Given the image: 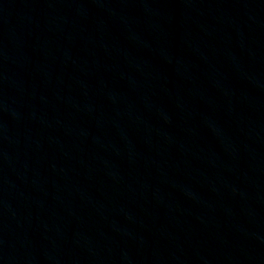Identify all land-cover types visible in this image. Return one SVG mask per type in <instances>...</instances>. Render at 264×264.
<instances>
[{
    "label": "water",
    "instance_id": "obj_1",
    "mask_svg": "<svg viewBox=\"0 0 264 264\" xmlns=\"http://www.w3.org/2000/svg\"><path fill=\"white\" fill-rule=\"evenodd\" d=\"M0 264H264V0H0Z\"/></svg>",
    "mask_w": 264,
    "mask_h": 264
}]
</instances>
